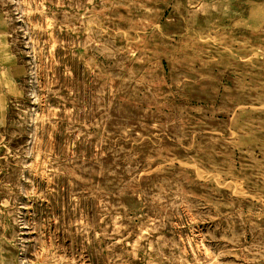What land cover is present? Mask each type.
Masks as SVG:
<instances>
[{
	"label": "rangeland",
	"instance_id": "rangeland-1",
	"mask_svg": "<svg viewBox=\"0 0 264 264\" xmlns=\"http://www.w3.org/2000/svg\"><path fill=\"white\" fill-rule=\"evenodd\" d=\"M0 264H264V0H0Z\"/></svg>",
	"mask_w": 264,
	"mask_h": 264
},
{
	"label": "crops",
	"instance_id": "crops-1",
	"mask_svg": "<svg viewBox=\"0 0 264 264\" xmlns=\"http://www.w3.org/2000/svg\"><path fill=\"white\" fill-rule=\"evenodd\" d=\"M2 64L0 63V97H1V94H3V90H2V86H1V81H2ZM1 101V100H0ZM3 119L2 117H0V120Z\"/></svg>",
	"mask_w": 264,
	"mask_h": 264
}]
</instances>
